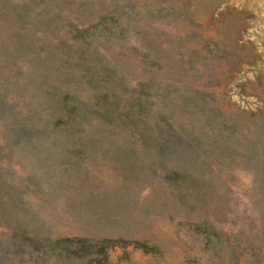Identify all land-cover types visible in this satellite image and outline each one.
Segmentation results:
<instances>
[{
  "label": "rangeland",
  "instance_id": "obj_1",
  "mask_svg": "<svg viewBox=\"0 0 264 264\" xmlns=\"http://www.w3.org/2000/svg\"><path fill=\"white\" fill-rule=\"evenodd\" d=\"M262 101L264 0H0V264H264Z\"/></svg>",
  "mask_w": 264,
  "mask_h": 264
},
{
  "label": "trees",
  "instance_id": "obj_2",
  "mask_svg": "<svg viewBox=\"0 0 264 264\" xmlns=\"http://www.w3.org/2000/svg\"><path fill=\"white\" fill-rule=\"evenodd\" d=\"M262 107H264V101H262ZM162 126H165V130H160L162 141L168 149H182L183 153L187 155H191L192 152L196 151L200 148L201 140L199 141L197 138L190 136L188 133L183 131H179L178 126L174 124H170L168 120H164L161 122ZM173 136V140L169 141V137ZM171 144V145H170ZM81 246H78L80 248ZM78 250L77 248H75ZM89 260L88 264H104L103 262L95 261L94 263Z\"/></svg>",
  "mask_w": 264,
  "mask_h": 264
}]
</instances>
